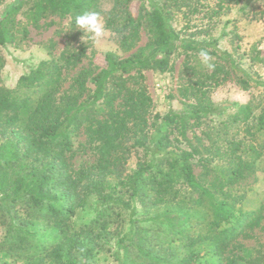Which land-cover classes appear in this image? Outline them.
<instances>
[{
  "label": "trees",
  "instance_id": "1",
  "mask_svg": "<svg viewBox=\"0 0 264 264\" xmlns=\"http://www.w3.org/2000/svg\"><path fill=\"white\" fill-rule=\"evenodd\" d=\"M101 7L102 0H16L0 16V70L5 64L2 50L25 39L28 27L37 28L51 17L70 18L76 26L77 15L104 14ZM167 8L158 0H111L105 26L117 36L120 50L130 54L121 58L107 53L104 68L81 70L71 85L76 94L59 103L63 69L74 65L78 54L41 61L13 89L0 85V226L6 236L15 235L11 244H0V251L7 247L12 255L24 257L23 264H91L115 240L122 264H199L203 245L225 264L243 260L223 256L232 254L233 246L243 250L238 241L249 239L264 220L263 204L244 211V197L233 192L264 159V80L237 66L228 53L218 52L215 41L180 38L169 24ZM20 13L23 22L17 19ZM142 30L149 41L133 51ZM177 47L207 51L215 57L210 61L215 67L186 65L179 92L192 103L151 117L153 100L143 71L167 72ZM233 75L244 90L261 92L255 100L233 106L234 113L219 122V132H205L209 145L206 156H199L187 133L224 114L226 109L213 106L207 94ZM87 80L93 87L89 94ZM155 123L157 134L150 136ZM161 127L171 129L188 148L170 150ZM80 132L94 159L76 167L73 140ZM151 141L160 154L153 151L151 160L138 162L125 174L131 150L147 149ZM198 165L205 170L203 178L196 176ZM111 179L117 180L118 190L109 189ZM91 199L96 216L76 225L77 211ZM145 223L182 243L184 252L177 261L176 246L153 244L148 235L152 229ZM39 231L46 239H37Z\"/></svg>",
  "mask_w": 264,
  "mask_h": 264
},
{
  "label": "rangeland",
  "instance_id": "2",
  "mask_svg": "<svg viewBox=\"0 0 264 264\" xmlns=\"http://www.w3.org/2000/svg\"><path fill=\"white\" fill-rule=\"evenodd\" d=\"M15 1L0 0V16ZM158 1L168 6L169 24L179 34L180 38L204 42L215 41L218 52L228 53L237 66L240 64L247 72L256 73L264 80V0H242L237 4L228 2V0H199V2L197 0ZM187 2L189 7L185 6ZM110 6L111 0H102L101 8L104 10V14L99 15V22L104 27V34L100 38H93L88 32L78 29L77 26H72L70 18L51 17L46 21L40 22L37 28L28 27L25 39L17 40L11 46L2 50L5 64L0 70V85L13 89L16 87L19 77L28 73L30 68L37 66L41 61L57 60L60 56L67 58L70 55L78 54L80 55L78 61L74 65H69L63 69V83L61 92L57 96V102L59 103L62 97L75 95L76 92L72 90L71 85L73 79L81 70L91 69L96 72L104 68V56L107 53H115L121 58H125L130 54L120 50L117 36L105 26V13ZM132 6L134 7V3ZM17 19L23 22L24 15L20 13ZM148 41L149 35L145 30H142L133 51L144 48ZM211 57L212 60L215 59L214 56ZM255 60L258 61L256 62ZM197 62L202 63L199 52H185L177 47L170 58V67L167 72L143 71L144 85L153 100L151 117L155 114L163 116L169 112L180 111L186 105L192 103V99H183L181 97L179 88L181 80L186 77V65L194 67ZM59 63L61 65L65 64L64 60ZM237 78L238 75H233L231 80L210 90L207 94L213 106L226 109L224 114L214 118L212 122L203 121L200 126L192 128L187 133V142L200 151L199 156H206L205 145H209L205 132H212V130L219 132V122L234 113L232 110L233 106L253 101L261 92V89L256 88L244 90L238 84ZM87 90V94L93 90L89 80H87ZM149 123H152V119H150ZM157 128L156 123L149 128L150 136L157 134ZM159 130L160 134L168 135L170 150L188 148L186 141H181L171 129L161 127ZM83 142L84 136L80 132L73 140V146L76 150L73 163L76 167L81 164H90L94 159L90 151L84 149ZM153 151L156 154L159 153L152 141L148 143L147 149H132L125 167V174H131L136 169L138 162L151 160ZM195 173L197 177L203 178L205 170L198 165ZM109 187L110 190H118L117 180L111 179ZM233 192L238 196L242 195L244 197L242 200V209L244 211L257 209L260 204L264 205V159L255 173L236 185ZM94 204V199L88 200L85 207L77 211V217L74 221L76 225L87 223L96 216L97 213L93 209ZM137 212L138 214L142 213L140 208ZM149 225V223H145L144 227L152 229L148 233L149 237H151L150 239L153 240L152 243L159 244L160 247L175 245L177 261L184 252L182 243L177 240L171 241L170 237L165 238L161 231L157 232ZM126 230L127 226L124 227L123 231ZM44 233L41 231L37 232V239H46ZM12 237H15V235ZM12 237L6 236L4 228L0 226V244H11L14 241ZM238 243L243 246V250L237 251L233 249L237 248V246H233L229 248L232 254H225L223 259L231 256L243 257V260L239 261L238 264H251V261H254V264H264V220L259 228L250 233L249 239L239 240ZM117 250L119 251L118 255L121 254L120 257L116 255ZM154 250L156 251L157 248ZM199 253V264H225V261L218 258L208 245H203ZM122 258V252L116 247L114 240L109 250L97 252L90 263L122 264ZM23 263L24 257L12 255V253L7 251V247L1 249L0 264Z\"/></svg>",
  "mask_w": 264,
  "mask_h": 264
},
{
  "label": "clouds",
  "instance_id": "3",
  "mask_svg": "<svg viewBox=\"0 0 264 264\" xmlns=\"http://www.w3.org/2000/svg\"><path fill=\"white\" fill-rule=\"evenodd\" d=\"M75 23L78 29L88 32L93 38H100L104 34V27L99 22V13L95 11L77 15L75 17ZM199 56L202 59V63L208 69H213L215 67V65L210 62L212 57L207 51L202 49L199 52Z\"/></svg>",
  "mask_w": 264,
  "mask_h": 264
}]
</instances>
